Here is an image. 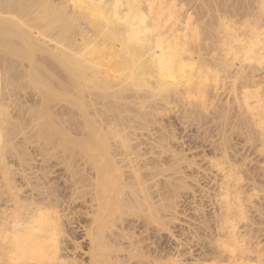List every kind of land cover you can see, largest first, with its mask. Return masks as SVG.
<instances>
[{"label":"bare ground","instance_id":"obj_1","mask_svg":"<svg viewBox=\"0 0 264 264\" xmlns=\"http://www.w3.org/2000/svg\"><path fill=\"white\" fill-rule=\"evenodd\" d=\"M173 117L217 133L210 263L264 264V0H0V264H154L131 220L169 232L198 160Z\"/></svg>","mask_w":264,"mask_h":264},{"label":"rangeland","instance_id":"obj_2","mask_svg":"<svg viewBox=\"0 0 264 264\" xmlns=\"http://www.w3.org/2000/svg\"><path fill=\"white\" fill-rule=\"evenodd\" d=\"M174 118V119H173ZM173 118H171L172 119V121L171 120H169V121H171L172 122V124H174L175 125V123H176V125L174 126L175 127V132H174V134L176 135V137H178L177 139L178 140H175L174 142H173V144H174V148L175 147H177L176 149L179 151H181V149H182V151L184 152V154H186V156H187V158L190 160V162L192 161L191 159V157H193V160H194V158L196 157V159H198L197 161H196V159H195V161H196V165H194L195 166V168H193V167H191V168H187V170L185 169V171H187L186 173H187V176L188 177H190L191 178V176H192V179H190L189 180V182L191 181V180H193V182L191 181V183H189V185L191 184V187H193L192 189H194V190H192V192H190V193H187V192H189V191H185L184 192V190H181V192L178 194V200L176 199V201H177V209H179L178 210V219L176 220V222H173L172 224H170V230H171V232H170V230H169V232H164V231H161V232H159L158 230H157V228L156 227H153V226H150L149 228H148V230H145V228H143L142 226H141V221H138V219H136V222L135 221H132L131 219H128V220H131V222H133L132 223V225L134 224V223H136L135 225H137L138 224V227L136 226V228L135 227H133V228H135V229H138V230H135L134 232L137 234V235H140L142 232H143V235H145V236H143V235H140V237L142 238V243H143V247H144V249L145 248H147L146 250H147V252L148 253H150L151 254V256L154 254V256H152V259L150 260L152 263H154V264H161V262L163 263V260H162V257H163V259H165L164 261L166 262H164L165 264H169V260L168 259H171V257L170 256H172L173 257V260L170 262V264H172V263H174L175 261L177 262L178 261V263H182V264H212V263H210L211 261L209 260L212 256H213V253H212V256H210L211 255V251L212 252H214L213 251V249L211 248L212 246H211V244L209 245V243H210V240L212 239V237H213V235H212V233H214V231H215V225H214V221H213V219H212V216H213V208L215 207L216 208V206L215 205H213V203H214V201H215V195H216V192H217V186L219 185V184H217L218 182H219V180H220V177H219V173H217V171H216V173H217V175H216V173H215V171L213 172V173H215V174H213L212 173V170H211V168H210V172L208 171L209 170V167H211L210 166V162H209V160L208 159H211L212 158V156L214 155V148H212V144H213V141H214V135H215V137H216V135H217V133L214 131V125L212 126V125H209V124H207L208 125V127L207 126H205V125H200L199 126V130L201 129V127H202V129L200 130V132H199V130H196L197 128L195 127V126H192V127H190V129H187V130H185L180 124H178L179 123V121L178 120H176V118L175 117H173ZM175 120H176V122H175ZM166 121V124H168V122L169 121H167V119L165 120ZM171 122H169V124L171 123ZM174 122V123H173ZM185 130V132H184V130L181 128V127ZM203 126H205L204 128H203ZM212 128H211V127ZM193 128V129H192ZM194 128H195V131H197V136L195 135L196 134V132L194 133L193 132V130H194ZM180 129V130H179ZM192 129V130H191ZM213 129V131H211ZM202 130H204L203 132H202ZM210 130V131H209ZM179 131H180V133H179ZM206 131V132H205ZM182 132V133H181ZM187 132V133H186ZM192 132H193V135H192ZM198 132H199V134L201 133V135L203 134L204 135V132L207 134H205L203 137H201V135H199L198 134ZM212 132V133H211ZM212 134L213 135V141L211 140V138H212V135H209V134ZM177 134H179L178 136H177ZM191 134V135H190ZM183 135H185V136H183ZM195 135V136H194ZM198 136H200L201 137V139H199V137ZM182 138V140H180L181 138ZM187 137V138H186ZM193 138V139H190V138ZM205 137V138H204ZM207 137V138H206ZM209 137V138H208ZM198 138V139H197ZM209 141H208V140ZM191 140H193L191 143H194V144H191L190 143V141ZM195 140V141H194ZM198 140V141H197ZM212 142H211V141ZM236 140V139H235ZM234 140V141H235ZM176 141H178L179 143H180V145H179V143L177 142L176 143ZM186 143H185V142ZM187 141H188V143H190V144H188L187 143ZM234 141H232V145H233V148L235 149V152L238 154H235V152L233 151V149H232V151L234 152V154L236 155V156H238V158H237V160L239 161L240 159V161H242V158H244V156H246L248 153H252L253 155H251V153H250V156H249V154L247 155V157L246 158H248V157H250V159H248V161L249 160H251V159H254L255 160V154H254V151L253 150H251L250 149V147H247V146H245L246 147V149H244V145H240V141L237 139L235 142ZM183 142V143H182ZM195 142H197V143H195ZM200 142H202V144L200 143ZM208 142V143H207ZM233 142H234V144L235 145H238L237 146V149H238V147H240L239 149L241 150V148H242V150L240 151V150H236V147H235V145L233 144ZM238 142V143H237ZM175 143H176V145H175ZM199 143V144H198ZM182 144V145H181ZM207 144H208V146H209V144H210V146L211 147H209L208 148V146H207ZM183 145H188V147L187 148H185L186 146H183ZM198 146V147H197ZM200 146V147H199ZM189 147H191L190 149H189ZM184 148V149H183ZM194 148H195V150H194ZM207 150H206V149ZM188 151V152H190V154L187 152V153H185L186 151ZM244 150V151H243ZM191 151H194L193 153H191ZM213 153H211V152ZM231 151V152H232ZM240 151V154L242 153V152H244L243 154H241L240 155V157H239V153L238 152ZM207 152L209 153V154H207ZM230 152V153H231ZM206 153V154H205ZM247 153V154H246ZM192 154V155H191ZM233 153L231 154V155H233L232 157L233 158H235V155H234ZM209 155V156H208ZM211 155V156H210ZM243 155V156H242ZM241 156H242V158H241ZM202 157H203V159H202ZM205 157V158H204ZM207 157H209L208 159H207ZM240 158V159H239ZM208 160V161H207ZM195 161H194V163H195ZM203 161V162H202ZM206 161V162H205ZM199 162V163H198ZM254 164V163H253ZM252 164V168H251V164L249 165V168H251V169H253V167H254V165ZM207 165V166H206ZM194 169H196V170H199L198 171V173H197V171L195 172V170ZM201 169V170H200ZM206 172H205V171ZM214 170V169H213ZM58 171H55V173H54V175L52 174L51 175V177H52V179H53V183L55 184V182H56V184L57 185H59V186H57L56 184V187L59 189V187L60 186H62V187H60V189L59 190H61V188L62 189H64L63 187V185H64V182L63 181H61V179L59 180V178L57 179V177H60L59 176V173L60 174H62V171H59V173H57ZM189 172V173H188ZM200 172V173H199ZM58 174V176H56ZM208 174H210V175H208ZM198 175V176H197ZM213 175V176H212ZM56 177V178H55ZM198 179V180H197ZM211 179H213V180H211ZM214 179L216 180V182L214 181ZM59 180V181H58ZM199 182L198 184H200V186L196 183V184H194L195 182ZM209 182H211V183H209ZM193 183V184H192ZM213 183V184H212ZM214 183L216 184L215 186H216V189L214 188ZM214 188V189H213ZM212 189L213 190H216V192H214V193H212L213 191H212ZM190 190V191H191ZM183 191V192H182ZM207 192H209L210 193V196H209V193H207ZM195 196V197H194ZM201 196H203V197H201ZM211 197L212 198V196H213V200H211V198H210V200L212 201H209V203H208V200H209V197ZM180 197H182L181 199H180ZM197 199L198 201H199V203H197L198 201H196V200H194V199ZM201 199H204V200H201ZM180 200V201H179ZM254 200H255V198H254ZM195 201H196V204H195ZM200 201H202V203H203V201H204V203H203V205L201 204V202ZM258 202V201H257ZM257 202H256V204H257ZM207 203V204H206ZM200 204V207L201 206H205L204 208L203 207H201V210L203 209H205V210H207L206 211V213H205V216H204V218L207 216L208 218H211L212 219V221H211V224H210V222L209 221H207V220H209L207 217V220H206V218H205V220L203 221V222H201L200 223V221L202 220V219H204L203 218V214H204V212H205V210H204V212L202 213V211L201 210H199L200 209V207H198V205ZM209 204H210V206H209ZM256 204H254V206L256 205ZM214 206V207H213ZM196 207H198V208H196ZM212 207V208H211ZM256 208H259L260 207V202H258V207L257 206H255ZM211 208V209H210ZM194 209H195V211H194ZM251 209H253L252 207L249 209L250 210V212H249V216L251 217V219H252V221H253V223H256L255 224V226L254 225H251V223H250V225H251V227H253V229L255 230H252V228L249 226L248 227V229L249 228H251V230H248L247 229V227H243L242 229H241V232L244 234V235H247V237L250 239V241L252 242V243H254L255 245L256 244H260V247L261 246H263V249H264V244H263V242H264V227H261V224L259 225V223H261V221H259V219H260V216H259V219H258V217H257V215H256V213L255 214H253L254 213V211H255V208H254V211L253 210H251ZM78 210V209H77ZM80 210V212H82L81 211V209H79ZM215 210V209H214ZM196 211H198V212H196ZM252 212V213H251ZM83 213V212H82ZM196 213H197V217H196ZM207 213H209V216H208V214ZM212 214V215H211ZM251 214H253V215H251ZM257 214H258V212H257ZM256 215V216H255ZM200 217H202V219L200 218ZM256 220V221H254V219ZM255 217H257V218H255ZM84 219V218H83ZM210 219V220H211ZM134 220V219H133ZM198 222V225H197V222ZM260 220H262V219H260ZM205 221H206V224H205ZM140 223V224H139ZM193 223L195 224V226H193ZM203 223V224H202ZM213 223V224H212ZM199 224H200V226H199ZM202 224V225H201ZM210 224V225H209ZM264 223H262V225H263ZM134 225V226H135ZM203 225H205V227H207V226H209V227H207L208 229H210V230H208L207 228H205V229H203V232H202V226ZM214 225V226H213ZM257 225L259 226V228H256L257 227ZM189 226H192L193 227V229L194 228H196L197 230L199 229L200 230V234H199V232H197V230L195 229V230H189V228L191 229V227H189ZM211 226V227H210ZM140 227V228H139ZM199 227V228H198ZM152 231H151V230ZM154 229H156V231L154 230ZM213 229V230H212ZM245 229V230H244ZM257 229H258V231H257ZM259 229H260V231H261V233L263 232V234H262V237L260 238L259 237V235L258 234H260L261 235V233H260V231H259ZM198 230V231H199ZM208 230V231H207ZM263 230V231H262ZM142 231V232H141ZM144 231H145V234H144ZM147 231H148V234L146 235V233H147ZM190 231V232H189ZM246 231V232H245ZM141 232V233H140ZM164 232V233H163ZM196 233V235H195V233ZM206 234H205V233ZM211 232V233H210ZM249 232V233H248ZM253 232H254V234H253ZM79 237L80 238H82V236L84 235L83 233H81V231L79 230ZM140 233V234H139ZM160 233V234H159ZM192 233H194V237H196L197 236V238H194L193 236H191L192 235ZM204 233V234H203ZM246 233V234H245ZM252 233V234H251ZM257 233V234H256ZM82 234V235H81ZM162 234V235H161ZM187 234V235H186ZM197 234H199V235H197ZM149 235V236H148ZM153 235V236H152ZM156 235V236H155ZM183 235V236H182ZM190 235V236H189ZM205 236V239L203 238L204 236ZM207 235H208V237H209V239H208V237H207ZM210 235H211V237H210ZM254 235V236H253ZM258 235V236H257ZM143 236V237H142ZM176 236V237H175ZM148 239V241L150 242V243H148V241H147V239ZM152 237V238H151ZM159 237V238H158ZM190 237H193V239H195V240H193L192 238H190ZM256 237H258V238H256ZM151 240H150V239ZM162 238V239H161ZM187 238H188V240H187ZM199 238L200 239H202V242H201V240H199ZM254 238V239H253ZM145 239V240H144ZM161 239V240H160ZM206 239H208V240H206ZM260 239V240H259ZM199 240V241H198ZM206 240V241H205ZM79 241H81L80 243H82L83 241H84V238H83V241H82V239H80ZM147 241V242H146ZM208 241H209V243H208ZM254 241V242H253ZM259 241H261V242H259ZM86 240L83 242V249H85L86 250V248H87V246H86V248H85V245H86ZM154 242V243H153ZM145 243V244H144ZM205 243H207V246L205 245ZM262 243V244H261ZM85 244V245H84ZM145 245V246H144ZM146 245H147V247H146ZM206 246V247H205ZM209 246H210V248H209ZM148 247H149V249H148ZM182 247V248H181ZM158 248V249H157ZM209 248V249H208ZM262 248V247H261ZM207 249H208V251H207ZM212 249V250H211ZM176 250V251H175ZM211 250V251H210ZM210 251V252H209ZM80 252V251H79ZM207 252H208V254H207ZM79 254H82V253H79ZM149 254V255H150ZM163 254V255H162ZM178 254V255H177ZM159 256V260H158V256ZM169 255V256H168ZM208 255V256H207ZM155 256H156V258H155ZM178 256V257H177ZM79 257H80V255H79ZM160 257H161V260H160ZM81 258H83L84 260H86V256L85 257H81ZM157 260L156 262H155V260ZM168 258V259H167ZM208 258V259H207ZM177 259V260H176ZM154 260V261H153ZM160 261V262H159ZM135 263H136V261H135ZM134 262H133V264H135ZM163 263V264H164ZM137 264V263H136ZM145 264V263H144ZM147 264H149V263H147Z\"/></svg>","mask_w":264,"mask_h":264}]
</instances>
